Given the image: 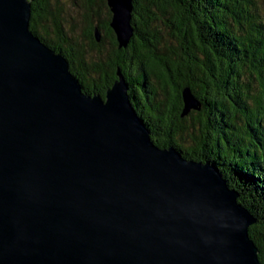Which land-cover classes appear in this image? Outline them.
Instances as JSON below:
<instances>
[{
  "label": "water",
  "instance_id": "obj_1",
  "mask_svg": "<svg viewBox=\"0 0 264 264\" xmlns=\"http://www.w3.org/2000/svg\"><path fill=\"white\" fill-rule=\"evenodd\" d=\"M107 3L127 47L134 0ZM31 17V0H0V264H262L216 165L155 144L120 70L87 94ZM182 96L183 115L200 108Z\"/></svg>",
  "mask_w": 264,
  "mask_h": 264
},
{
  "label": "trees",
  "instance_id": "obj_2",
  "mask_svg": "<svg viewBox=\"0 0 264 264\" xmlns=\"http://www.w3.org/2000/svg\"><path fill=\"white\" fill-rule=\"evenodd\" d=\"M64 1L31 0V30L87 94L105 97L120 70L155 144L216 165L257 219L264 264V0H134L124 48L107 0ZM186 87L200 108L183 115Z\"/></svg>",
  "mask_w": 264,
  "mask_h": 264
},
{
  "label": "rangeland",
  "instance_id": "obj_3",
  "mask_svg": "<svg viewBox=\"0 0 264 264\" xmlns=\"http://www.w3.org/2000/svg\"><path fill=\"white\" fill-rule=\"evenodd\" d=\"M64 1V0H63ZM65 2V1H64ZM78 19H79V17H78ZM68 21V20H67ZM67 25H68V23H67Z\"/></svg>",
  "mask_w": 264,
  "mask_h": 264
}]
</instances>
